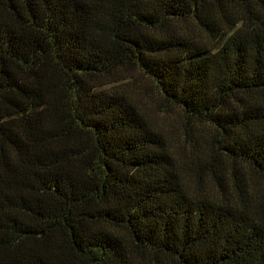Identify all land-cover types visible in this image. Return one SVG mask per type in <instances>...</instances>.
Instances as JSON below:
<instances>
[{
	"label": "trees",
	"instance_id": "trees-1",
	"mask_svg": "<svg viewBox=\"0 0 264 264\" xmlns=\"http://www.w3.org/2000/svg\"><path fill=\"white\" fill-rule=\"evenodd\" d=\"M0 264H264V0H0Z\"/></svg>",
	"mask_w": 264,
	"mask_h": 264
},
{
	"label": "rangeland",
	"instance_id": "rangeland-1",
	"mask_svg": "<svg viewBox=\"0 0 264 264\" xmlns=\"http://www.w3.org/2000/svg\"><path fill=\"white\" fill-rule=\"evenodd\" d=\"M117 87L136 100L148 120L167 137L170 146L186 151L189 155V144H194L195 141L200 142L195 134H187L189 131L186 132L185 120L179 111L164 109L159 104V96L147 78L134 73ZM203 137L207 139L206 135Z\"/></svg>",
	"mask_w": 264,
	"mask_h": 264
}]
</instances>
